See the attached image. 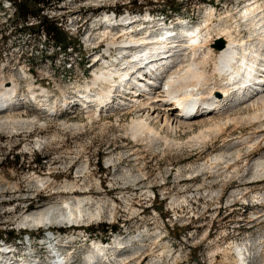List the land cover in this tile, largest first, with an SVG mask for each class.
<instances>
[{
	"label": "rangeland",
	"instance_id": "374dc122",
	"mask_svg": "<svg viewBox=\"0 0 264 264\" xmlns=\"http://www.w3.org/2000/svg\"><path fill=\"white\" fill-rule=\"evenodd\" d=\"M234 1L62 0L51 4L43 15L52 22H58L66 36L64 42L72 44L65 51V45L57 46L56 40L44 33L35 35L23 31L22 28L27 26L21 22L15 7L8 0H0V79L15 77L18 88L26 96L29 95L27 85L34 80L38 87L43 86L50 92L47 104L59 107L67 98H70L69 102L77 100L75 91L94 80L98 68V65L95 67L96 56L100 54L99 58H103V49L106 53L107 42L95 44L94 36L91 39V34L88 36V25L95 18L106 13L139 16L150 12L160 18L165 14L173 15L172 20L185 17L190 23L203 28L211 8L216 9L215 25L224 24L231 14L239 20L244 8L234 5ZM244 2L245 6L249 3L248 0ZM144 22H137L138 32L154 35L155 29H150ZM37 24L39 21L32 19L28 26ZM81 26L82 29L79 28ZM156 27L153 25L152 28ZM242 30L245 38L251 36L249 28L243 26ZM178 36L176 34V38ZM98 46L101 48L94 50ZM24 73L30 75V80ZM26 104L27 111L14 112L15 116L37 118L43 125L30 129L16 127L7 133H0V245L3 240L16 243L20 236L28 239L29 234L37 238L38 244L49 231L45 228L21 229L19 222L25 213L41 206L62 204L69 197L90 196L93 202L86 209L89 207L93 214L101 211L99 219L95 217L89 223H69L63 227L45 226L52 228L50 233L61 231V236L58 235L55 241L64 239L66 247L62 251L70 254L71 261L75 262L73 264H87L86 257L91 254L94 244L113 245L115 236L127 241L144 239L145 242L129 246L126 250L123 248L119 252L120 257L116 260L113 257L115 262L112 264L126 259L124 253L129 249L132 250L130 252L142 249L141 253L153 250L158 236L162 237V241L155 253L165 251L169 256L162 260L150 257L144 264H211L214 251L218 256L216 262L223 264L224 251L230 252L236 244L250 240L253 243L250 247L252 264L262 263L264 180L261 184L238 188L239 183H247L249 179L241 181L229 177L228 181L225 176L210 177L217 172L215 170L212 174L205 172L208 159L216 155L215 149L226 151V147L234 145L233 141L226 146L218 144L208 152L188 145L170 149L160 139L153 141L155 145L153 142L138 144L130 134L132 120L139 116L135 111L130 115L97 112L91 120L84 110L74 107V104L68 107L66 113L64 106L57 117L55 114L48 117L46 110H40L34 102ZM76 125H85V128L81 130L75 128ZM183 130L174 135L164 128L160 135L186 144L193 132ZM198 131L200 127L195 126L194 132ZM238 135L235 132L232 138ZM256 149L259 150V147ZM259 157H264V153H259L251 162ZM40 160L42 162L38 163ZM33 180L48 184L45 187L32 183ZM225 181L228 186L222 191L221 185ZM65 183H79L77 191L71 193L64 190ZM244 194L246 202L241 199ZM257 217H261L258 223L255 222ZM111 227H117L118 231L112 232ZM69 238L75 239L73 243L66 244ZM51 239L46 237V241ZM36 250L42 252L44 259L49 258L51 250L47 253L41 246H37ZM229 254L226 257L230 260L235 257Z\"/></svg>",
	"mask_w": 264,
	"mask_h": 264
},
{
	"label": "bare ground",
	"instance_id": "6f19581e",
	"mask_svg": "<svg viewBox=\"0 0 264 264\" xmlns=\"http://www.w3.org/2000/svg\"><path fill=\"white\" fill-rule=\"evenodd\" d=\"M248 1L249 3L246 6L245 4L242 5L244 11H241L239 20L234 18L235 14H231L224 24L215 25L216 9L211 8L204 20L203 28L198 26L197 29H193L184 26L176 33L179 36L175 37L173 43L161 47H152L155 43L156 30L154 35L138 32L139 24L137 22H144L146 19L139 18L137 21L129 19L127 15L113 17L106 13V15L94 21L96 24L90 29L91 32H88V36L91 34L90 39L94 36L93 41H95V44L99 41L107 42V55L115 49L121 50L118 54L123 53V55L116 58V60H113L116 56L111 55L112 60L108 61L105 57L100 59V54H98L95 62V67L98 65V68L94 73V80L83 86L81 90L77 89L75 91L78 95L77 100L74 99L75 97H71L74 99L73 102H69L70 98H64L65 101L62 99L64 101L62 107L49 106L47 99L50 92L43 86L38 87L33 82L34 80L28 83L29 95L26 96L18 88L19 84H17L15 77L10 80L1 78L0 133H7L10 129L16 127L30 129L36 127V125L40 127L43 125L40 124L42 121L37 118L23 119L21 116L20 118L15 116L14 112L27 111L28 106L26 103L28 101L34 102L40 110H46L45 114L48 117H53L54 114L57 117L64 106L68 108L73 104L74 107L84 110L91 120L94 119L97 112L130 115L135 111L139 116L138 119H131L130 134L136 143H148L149 145L160 139L170 149L188 145L192 148L201 147L205 152H208L216 148L218 144L226 146L233 141L234 145L226 147V151L215 149L216 155L213 158H207L208 164L205 166L208 167L205 172H211L212 174V171H217L210 176L212 178L225 176L226 180L229 177L234 180L238 178L241 181L249 179L247 183H239L238 188L261 184V181L264 180V157L256 158L254 162H251V160L259 153H264V65L262 64V59H264V0ZM103 25L105 28H102ZM243 26L250 29L251 36L246 38L243 36ZM135 29H137V32L134 35L131 34L130 30ZM119 39H121L120 42ZM219 41H224L225 46L223 49L216 48ZM133 45L146 46V48H142L138 54L130 58L129 48ZM100 48L99 46L97 49ZM231 71L234 75H231ZM228 74L231 75L229 80L227 79ZM24 75L28 80L30 75L27 73H24ZM159 76H162L163 79L161 80ZM240 76L246 77L250 81L251 87H248L244 82L235 83V80ZM251 92L253 94L248 101L235 106L238 100ZM127 93H130V96ZM121 99L124 100L123 104L119 102ZM203 102L214 104L218 109L221 107H225V109L219 115L194 120L182 118L185 109L191 107L192 104ZM126 105L128 107H125ZM32 115L36 114L32 113ZM195 126L200 127V131L197 133L194 132ZM75 128L82 130L85 125H76ZM164 128L174 135L177 134L178 130L184 129L183 132H186V129H188L193 132V135L184 144L178 142L175 138L161 136V130ZM235 132H238L239 135L232 138ZM257 146L259 150L256 149ZM247 168H250V170L247 171ZM129 177L131 178V176ZM84 178L86 177L84 176ZM84 178L82 179L84 180ZM136 179L139 178L136 177ZM84 182L86 181L84 180ZM32 183L43 186L48 184V182L40 180H33ZM74 183L63 184V189L71 193L76 192L79 183L77 185ZM87 186H89V183ZM226 186H228V182L225 181L221 185V190H225ZM89 197H69L66 200L64 198L65 201L62 204L41 206L36 210L27 212L19 222L20 227L21 229H47L45 226L63 227V225L69 223L73 225L81 222L89 223L95 217L99 219L101 211L93 214L88 209L89 207L86 209V206L93 202ZM241 199H245L246 202V195L244 194ZM97 205L96 207H100V205ZM260 219L261 217H257L255 222L258 223ZM50 229H48L49 233ZM116 237H114L113 245L102 242L95 245V243V247L88 256L87 264H112L116 258L121 256L119 252L123 248L126 250L129 246L139 243L144 244L145 242L144 239L127 241L126 238ZM51 238L53 239V237ZM52 239L45 240V243L50 242L48 247L52 252L54 250L58 251V260H49L46 263L37 258L34 262L30 261L31 264L70 263L72 259L70 254L62 251V248L66 247L64 239L60 238L58 241H55V239L52 241ZM74 239L69 238L66 244L73 243ZM161 241L162 237L158 236L153 244L154 249H151V251L141 253L142 249L138 251L135 249L133 252H130L132 250L129 249L124 253L127 255H125L126 259L117 261V264H144L150 257H158L162 260L168 253H165V251L155 253V250L160 247ZM252 246L251 240L236 244L230 249V252L227 250L223 252L225 259L222 263L252 264L253 259L251 260L252 256L250 255V247ZM0 247V253H11V248ZM216 249L218 250V248ZM216 252H212L214 254L211 258V264L217 263L218 256ZM228 253H232L235 257L230 260L227 258L228 256L226 257ZM2 254H0V264H12L7 259V254L6 256ZM24 260L23 263L18 264H27V258ZM261 264H264V259Z\"/></svg>",
	"mask_w": 264,
	"mask_h": 264
},
{
	"label": "trees",
	"instance_id": "16d2710c",
	"mask_svg": "<svg viewBox=\"0 0 264 264\" xmlns=\"http://www.w3.org/2000/svg\"><path fill=\"white\" fill-rule=\"evenodd\" d=\"M15 7L18 16L21 18L23 25L27 27L22 28L23 31H29L35 35L44 33L55 39L57 46L65 45V51L70 48L71 43H65V33L58 26V22H52L47 16L43 15L45 9L51 4L62 2V0H8ZM174 10L175 8L172 7ZM32 19L39 21V24L28 26ZM42 160L38 161L41 163ZM112 232L118 231L117 227L110 228ZM11 234V233H10ZM9 234V235H10ZM12 238V236H11Z\"/></svg>",
	"mask_w": 264,
	"mask_h": 264
},
{
	"label": "water",
	"instance_id": "95a60500",
	"mask_svg": "<svg viewBox=\"0 0 264 264\" xmlns=\"http://www.w3.org/2000/svg\"><path fill=\"white\" fill-rule=\"evenodd\" d=\"M224 46H225L224 41H219L218 44L216 45V48H217V49H223Z\"/></svg>",
	"mask_w": 264,
	"mask_h": 264
}]
</instances>
